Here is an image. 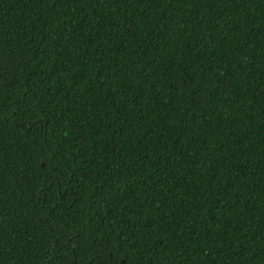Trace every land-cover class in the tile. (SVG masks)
<instances>
[{"label":"trees","instance_id":"trees-1","mask_svg":"<svg viewBox=\"0 0 264 264\" xmlns=\"http://www.w3.org/2000/svg\"><path fill=\"white\" fill-rule=\"evenodd\" d=\"M0 264H264V0H0Z\"/></svg>","mask_w":264,"mask_h":264}]
</instances>
